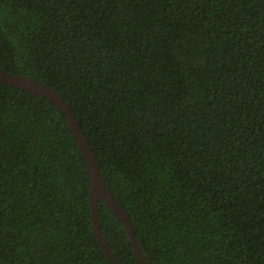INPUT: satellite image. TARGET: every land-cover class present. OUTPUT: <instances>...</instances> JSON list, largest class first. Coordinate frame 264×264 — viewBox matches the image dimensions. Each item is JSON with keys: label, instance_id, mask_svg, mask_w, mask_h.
Returning <instances> with one entry per match:
<instances>
[{"label": "trees", "instance_id": "1", "mask_svg": "<svg viewBox=\"0 0 264 264\" xmlns=\"http://www.w3.org/2000/svg\"><path fill=\"white\" fill-rule=\"evenodd\" d=\"M0 71L67 102L151 264H264V0H0ZM90 188L65 114L0 82V264H112Z\"/></svg>", "mask_w": 264, "mask_h": 264}, {"label": "water", "instance_id": "2", "mask_svg": "<svg viewBox=\"0 0 264 264\" xmlns=\"http://www.w3.org/2000/svg\"><path fill=\"white\" fill-rule=\"evenodd\" d=\"M0 82L46 98L48 101L54 103L67 117L74 138L77 142L81 154L85 158L88 172L90 174L91 188L89 197L91 202V218L93 228L95 234L98 237L101 247L105 251L111 263L120 264L113 256L108 243L101 233L98 201H101L113 214V216H115L117 220L121 222L126 230L129 241L133 246V252L135 256L143 264H151V262L146 258L143 251L141 250L137 238L135 237V232L129 214L116 202L113 193L110 191L108 185L103 179L97 157L93 149L90 147L88 141L86 140L80 124L78 123L67 102L50 87L41 84L35 79L27 76L10 74L0 71Z\"/></svg>", "mask_w": 264, "mask_h": 264}]
</instances>
